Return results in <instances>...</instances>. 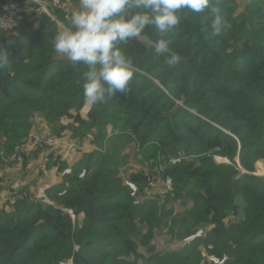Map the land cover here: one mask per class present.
I'll return each mask as SVG.
<instances>
[{
	"label": "trees",
	"instance_id": "16d2710c",
	"mask_svg": "<svg viewBox=\"0 0 264 264\" xmlns=\"http://www.w3.org/2000/svg\"><path fill=\"white\" fill-rule=\"evenodd\" d=\"M211 6L226 27L217 35L209 10H182L166 37L170 54L182 57L176 66L139 41L119 45L134 65L129 89L87 113L86 66L52 45L58 22L70 20L63 10H53L56 20L25 14L15 33L0 29L10 61L0 68V161L28 139L38 124L33 114L55 136L107 144L48 188L49 202L28 197L8 208L0 180V264H200L201 245L221 264H264V178L254 174L264 160V0ZM142 38L159 34L149 28ZM116 128L150 168H120L109 152L121 136L108 138ZM53 166L66 165L54 159ZM153 171L162 184L171 178L173 190L145 197ZM177 201L184 207L175 211ZM165 229L172 243L191 241L156 249L152 241Z\"/></svg>",
	"mask_w": 264,
	"mask_h": 264
},
{
	"label": "clouds",
	"instance_id": "9594fccd",
	"mask_svg": "<svg viewBox=\"0 0 264 264\" xmlns=\"http://www.w3.org/2000/svg\"><path fill=\"white\" fill-rule=\"evenodd\" d=\"M200 14L209 10L213 32L219 35L226 20L211 0H77L69 22L52 39L55 53L73 65H84L83 96L91 106L103 104L117 93H126L134 76L132 59L119 47L139 41L157 55H164L169 66L182 57L170 54L167 37L181 23V11ZM159 34L155 41H144L146 29ZM10 63L0 48V68Z\"/></svg>",
	"mask_w": 264,
	"mask_h": 264
},
{
	"label": "built area",
	"instance_id": "2783aa9c",
	"mask_svg": "<svg viewBox=\"0 0 264 264\" xmlns=\"http://www.w3.org/2000/svg\"><path fill=\"white\" fill-rule=\"evenodd\" d=\"M52 3L53 9L49 7V3ZM75 1L74 0H1L0 1V29L8 32L15 33L19 26L20 18L25 14H40L46 13L52 19L56 20L53 15V10L55 8L63 10L67 17H70L73 11ZM62 27L63 23L58 22ZM33 117L39 120L37 114H33ZM121 130L116 129L111 133V136L120 135ZM86 143V144H85ZM90 148L95 150L106 151V146L99 147L90 142H80L76 140H71L65 136H52L44 135L38 132L37 125L34 130L22 143H20L15 151L10 154L4 161L9 163L14 167V169H21L23 163L25 162V157L27 158L34 151H42L44 153L45 162H49L52 158L53 160H63L67 158L74 150H80ZM52 154V155H51ZM49 155L53 156L50 157ZM180 158H172L170 162L175 164L180 161ZM56 170L59 169L58 166L55 167ZM164 165H160L158 170H163ZM155 171V170H154ZM152 172L148 177L146 184L144 185L143 193L145 197H154L155 195H162L166 192L173 190V181L171 178H166L163 182L162 188L158 187V181L160 180L158 172ZM23 175H19L15 178L13 182L8 186L7 190L9 196L7 202L10 205H15L19 200L27 198L29 195L26 191L28 184V179H24ZM6 190V191H7ZM7 192V193H8ZM200 231V233H199ZM198 235L206 236L207 229H200ZM155 245V241H152ZM205 258L200 264H220V260L208 256L207 253L204 255Z\"/></svg>",
	"mask_w": 264,
	"mask_h": 264
},
{
	"label": "rangeland",
	"instance_id": "374dc122",
	"mask_svg": "<svg viewBox=\"0 0 264 264\" xmlns=\"http://www.w3.org/2000/svg\"><path fill=\"white\" fill-rule=\"evenodd\" d=\"M76 6H77V3L75 2L74 6H73V10L76 8ZM177 102L179 103L180 101H177ZM88 106L89 105L87 104L86 107L83 109V113H87ZM39 120H40V118H39ZM65 122H67V120H65ZM41 125H42V128L44 130L50 132V135L54 136L52 130L50 129L51 127L46 122L44 124H41ZM116 129H119V128H116ZM68 134H70V133H68ZM66 137H69V136H66ZM118 138H120V139H118ZM109 152L114 153L116 155V158L121 159L120 168L124 165H126L125 167H128L129 169H138L140 167H144L147 169L150 168L148 161L146 160L145 155L138 153L139 151L136 149V144L126 134H123L122 132H121V136L117 137L112 142V146L110 147ZM27 159H29V158H27ZM217 160L223 161V160H227V159L226 158L225 159H223V158L218 159L217 158ZM259 162H262V160L258 161V163H257V169L258 170H259V168H258ZM3 163H2V161H0V180L3 179V183H4L3 186H5L6 190H7L8 186H10V184L13 182V180L15 178H18L19 175L16 174L18 169H13L14 167L6 165L5 164L6 162L4 160H3ZM26 164L27 163H25V162L23 163V165L20 169L21 174L26 172L24 170V167L26 166ZM10 169H13V170H10ZM120 172H121V170H120ZM40 174H41V172L38 173V176ZM261 174H263V173H261ZM23 175L26 176L27 174H23ZM31 179L32 178L28 179V185L26 187V191L29 195L28 197H32L34 199L39 200L42 198V195L38 194L36 196V191L34 190V185H37V183L40 181L37 179H34V180H31ZM161 185H162V181L159 180L158 181V187L160 186V188H162ZM6 192H8V190ZM6 192L3 194V198L1 200V203L2 204L7 203V207L10 208L11 205L7 202L9 192L8 193H6ZM170 203L174 206L175 211L181 210V208L184 207V203H179L178 201L173 202V203L170 202ZM167 230L168 229H165V231L163 233H158V235L154 239L155 245H153V246H155L156 249H159L162 247H164L166 249H178V248H181L182 246H184L186 243L191 241V240H188L185 243L183 242V243H179V244H176V242L172 243L170 236L167 234ZM88 255L92 259L95 258L94 255L90 254V252L88 253Z\"/></svg>",
	"mask_w": 264,
	"mask_h": 264
},
{
	"label": "crops",
	"instance_id": "0c3cea01",
	"mask_svg": "<svg viewBox=\"0 0 264 264\" xmlns=\"http://www.w3.org/2000/svg\"><path fill=\"white\" fill-rule=\"evenodd\" d=\"M44 123H45L44 121L39 120L38 124H37V130L41 134L50 135V132H48L42 128L41 124H44ZM111 133L109 134L108 138L113 137V136H111ZM115 136H118V135H115ZM103 146H106V150H107V144H103ZM103 146H99V147H103ZM92 152H94V150L90 149V148L74 150L67 158L62 160L63 165L65 163L66 166L63 169L56 170L55 169L56 166H53V161H54L53 158L49 162L46 163L44 153L42 151H34L27 157L29 159L26 158L27 160H25V163H27V164L24 167V170L26 172L23 174H27V175L25 176V175L21 174V170H19V169L16 172V174L17 175H20V174L23 175L22 177L24 179L32 178L31 180H34V179L39 180L40 182H38L37 185H34V190L36 191V196L38 194H40V195H42V198H44L46 202H49L50 199L47 197V193H46L47 189L50 188L51 186H54V185L58 184L59 182H61L63 180L64 176L66 174L70 173V171L73 169V167L77 163H81V161H83L87 157V155H89ZM51 155H49V156H51ZM262 161L264 162V160H262ZM219 162H221V161H219ZM256 166H257V164H256ZM13 169H10V170H13ZM39 172H41V174L38 176ZM4 192H6V191H4ZM176 244H179V243H176ZM159 249H166V248L162 247ZM200 249H201L202 254L205 255L206 254L205 247L203 245H201ZM220 264H221V262H220Z\"/></svg>",
	"mask_w": 264,
	"mask_h": 264
},
{
	"label": "water",
	"instance_id": "95a60500",
	"mask_svg": "<svg viewBox=\"0 0 264 264\" xmlns=\"http://www.w3.org/2000/svg\"><path fill=\"white\" fill-rule=\"evenodd\" d=\"M49 7L51 8V9H53V5H52V3L50 2L49 4ZM221 158V157H220ZM216 159H217V157H216ZM223 159H225V158H223ZM223 161H227V160H223ZM223 161H221V162H223ZM238 161H239V159H238ZM240 162V161H239ZM243 171L244 172H247L246 170H244L243 169ZM254 174H259V175H262L263 176V178H264V173L263 174H261V173H259V171L257 170V172L256 173H254Z\"/></svg>",
	"mask_w": 264,
	"mask_h": 264
},
{
	"label": "bare ground",
	"instance_id": "6f19581e",
	"mask_svg": "<svg viewBox=\"0 0 264 264\" xmlns=\"http://www.w3.org/2000/svg\"><path fill=\"white\" fill-rule=\"evenodd\" d=\"M220 159V158H218ZM258 168H259V173H264V162H259L258 164Z\"/></svg>",
	"mask_w": 264,
	"mask_h": 264
}]
</instances>
